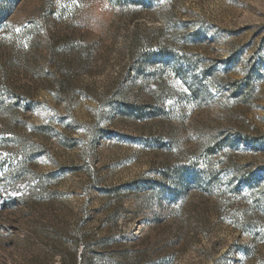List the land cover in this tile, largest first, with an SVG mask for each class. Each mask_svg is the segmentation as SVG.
I'll use <instances>...</instances> for the list:
<instances>
[{
  "label": "rangeland",
  "instance_id": "obj_1",
  "mask_svg": "<svg viewBox=\"0 0 264 264\" xmlns=\"http://www.w3.org/2000/svg\"><path fill=\"white\" fill-rule=\"evenodd\" d=\"M0 264H264V0H0Z\"/></svg>",
  "mask_w": 264,
  "mask_h": 264
}]
</instances>
